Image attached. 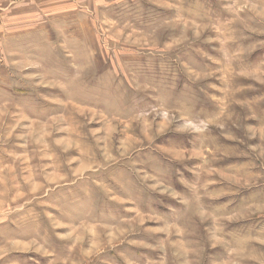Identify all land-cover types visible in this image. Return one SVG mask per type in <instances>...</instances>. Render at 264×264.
Returning a JSON list of instances; mask_svg holds the SVG:
<instances>
[{
	"label": "rangeland",
	"instance_id": "obj_1",
	"mask_svg": "<svg viewBox=\"0 0 264 264\" xmlns=\"http://www.w3.org/2000/svg\"><path fill=\"white\" fill-rule=\"evenodd\" d=\"M0 264H264V0H0Z\"/></svg>",
	"mask_w": 264,
	"mask_h": 264
},
{
	"label": "crops",
	"instance_id": "obj_2",
	"mask_svg": "<svg viewBox=\"0 0 264 264\" xmlns=\"http://www.w3.org/2000/svg\"><path fill=\"white\" fill-rule=\"evenodd\" d=\"M22 6H26V3H20V2H18V3H15V6H14V8H16V7H22ZM4 9H7L6 11H10L11 12V9H9V7H7V6H5L4 5ZM13 11V10H12ZM15 12V11H14Z\"/></svg>",
	"mask_w": 264,
	"mask_h": 264
}]
</instances>
